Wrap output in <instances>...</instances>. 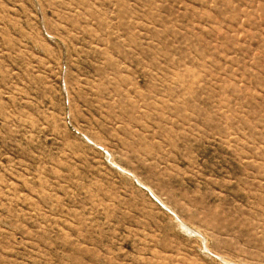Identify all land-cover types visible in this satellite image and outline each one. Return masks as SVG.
<instances>
[{
	"label": "rangeland",
	"instance_id": "obj_1",
	"mask_svg": "<svg viewBox=\"0 0 264 264\" xmlns=\"http://www.w3.org/2000/svg\"><path fill=\"white\" fill-rule=\"evenodd\" d=\"M0 264H264V0H0Z\"/></svg>",
	"mask_w": 264,
	"mask_h": 264
}]
</instances>
